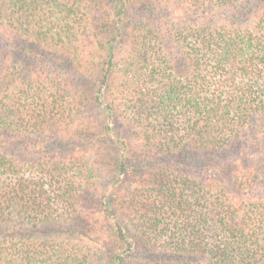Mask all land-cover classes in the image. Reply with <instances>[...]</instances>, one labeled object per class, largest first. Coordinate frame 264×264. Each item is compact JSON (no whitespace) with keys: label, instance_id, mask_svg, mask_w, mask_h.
I'll return each instance as SVG.
<instances>
[{"label":"trees","instance_id":"obj_1","mask_svg":"<svg viewBox=\"0 0 264 264\" xmlns=\"http://www.w3.org/2000/svg\"><path fill=\"white\" fill-rule=\"evenodd\" d=\"M0 41V264H264V0H0Z\"/></svg>","mask_w":264,"mask_h":264},{"label":"rangeland","instance_id":"obj_2","mask_svg":"<svg viewBox=\"0 0 264 264\" xmlns=\"http://www.w3.org/2000/svg\"><path fill=\"white\" fill-rule=\"evenodd\" d=\"M174 43L176 44V47L178 48V44L176 42H174ZM2 44L3 43L0 41V48H1ZM173 46H175V45H173ZM117 48H118L117 49V53H118L117 60L118 61L125 60L124 57L126 56V51H127L126 39L120 40ZM13 56L15 58H17V54L16 53H13ZM1 58H2V53H0V59ZM127 60H129V58H127ZM32 68L35 70V72L38 73L37 76L39 77V81H35V80L32 79V81H30V83H31L30 85L33 88L34 92H38V93H41L42 91L46 90L47 87L49 86L48 85L49 82H53L55 84L56 83L60 84L61 90L64 91L63 92V96H64V94H66V95H68V94H77L79 92V90L80 91L82 90L80 85H82L83 83H81V82L86 80L84 77L83 78H79V77H77V75L76 76L75 75L71 76L69 73H67V71L68 72L71 71L70 67H68V70H64L63 68H61L60 69V73H58V76H56V77H54V71H55L54 67H53V69L52 68H47V66H45V64L42 63V64H34V66H32ZM164 72H165L164 75H165L166 79H169L170 77H174V76H169L168 75L170 72H172L170 69H167ZM172 73L175 75L174 72H172ZM78 74H80V73H78ZM73 76L77 77L78 81L76 80V82H75V79L73 81H71ZM122 83H124L123 80H122ZM69 86H71V87L68 88ZM86 88L87 87H83V90H86ZM68 90L70 91L69 93H68ZM31 96H33V95H31ZM131 102H133V100ZM127 103L129 104L130 101H128ZM128 104L122 105V108H121V110H119V113L129 114L128 112L130 110H128V106H127ZM86 107L88 109L87 113H85V114H83L81 116H75V117L74 116L72 117L73 114H71V117H68V118L73 121L72 125H74V126H80L82 128L87 126L90 130L94 129V131H96L98 129L97 124H99V118H100L99 115H98L99 110L96 107V105L93 104L92 101H91V104L86 105ZM120 107H121V105H120ZM74 112H75V110H74ZM148 122L149 121L147 120V123ZM120 123L124 124L125 122L122 119V122H120ZM80 127H78V128H80ZM194 170L198 171V166H196L194 168Z\"/></svg>","mask_w":264,"mask_h":264}]
</instances>
